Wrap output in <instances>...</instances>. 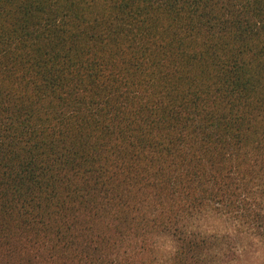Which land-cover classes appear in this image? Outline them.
<instances>
[{
  "label": "trees",
  "instance_id": "16d2710c",
  "mask_svg": "<svg viewBox=\"0 0 264 264\" xmlns=\"http://www.w3.org/2000/svg\"><path fill=\"white\" fill-rule=\"evenodd\" d=\"M248 241L264 264V0H0V264Z\"/></svg>",
  "mask_w": 264,
  "mask_h": 264
},
{
  "label": "rangeland",
  "instance_id": "374dc122",
  "mask_svg": "<svg viewBox=\"0 0 264 264\" xmlns=\"http://www.w3.org/2000/svg\"><path fill=\"white\" fill-rule=\"evenodd\" d=\"M202 227L209 232L217 231L224 232L226 229L223 221L217 217L208 216L201 221ZM161 245L164 249L171 248V242L169 240H162ZM246 248V254H244L241 263L234 261L231 264H258L263 260V254L260 246L252 241H248Z\"/></svg>",
  "mask_w": 264,
  "mask_h": 264
}]
</instances>
